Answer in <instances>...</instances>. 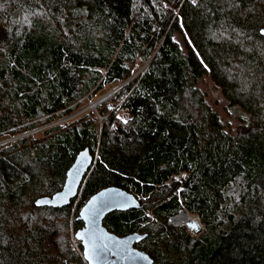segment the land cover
<instances>
[{"label":"trees","instance_id":"1","mask_svg":"<svg viewBox=\"0 0 264 264\" xmlns=\"http://www.w3.org/2000/svg\"><path fill=\"white\" fill-rule=\"evenodd\" d=\"M263 26L264 0H0V135L20 134L0 146V264H87L76 216L109 185L138 205L103 225L143 234L152 264H264ZM206 76L241 109L234 131ZM114 81L96 112L36 130ZM83 149L77 195L36 205ZM181 209L197 235L169 223Z\"/></svg>","mask_w":264,"mask_h":264},{"label":"water","instance_id":"2","mask_svg":"<svg viewBox=\"0 0 264 264\" xmlns=\"http://www.w3.org/2000/svg\"><path fill=\"white\" fill-rule=\"evenodd\" d=\"M259 32L264 36V26ZM115 90L92 102L90 108L95 109L96 104L109 98ZM19 136L20 134L15 135L13 139ZM91 163L92 156L89 151L87 149L79 151L66 170L61 189L51 196L38 197L35 200V204L52 207H61L69 204L70 200L77 195ZM137 205L138 199L133 193L118 186L109 185L91 195L80 207L76 219L82 222V226L76 230L75 238L81 243L82 255L87 264L153 263L147 252L134 245L135 242L144 237L143 234L133 232L117 235L103 225V219L108 213L114 210H128ZM184 224L192 230L199 227L197 221Z\"/></svg>","mask_w":264,"mask_h":264},{"label":"rangeland","instance_id":"3","mask_svg":"<svg viewBox=\"0 0 264 264\" xmlns=\"http://www.w3.org/2000/svg\"><path fill=\"white\" fill-rule=\"evenodd\" d=\"M146 63L144 62L142 64H140V66L135 70V73L140 71L141 69L146 67ZM200 89L206 93V100L207 102L215 109L218 111L219 115L221 116V118L228 123V125L230 126L231 130L234 131L236 125L239 122L240 117L242 116V111L240 108L238 107H231L227 104V102L222 98L221 93L219 91L218 88H215L213 83L210 81L209 77H204L202 78V80L199 81L198 83ZM121 84L118 83L117 81L112 82L110 85H106V87L100 92H96L94 98L92 99H88L85 98L84 102L81 104V106L71 112L69 115L64 116L54 122L39 126L36 128V130H41L42 128H45L47 126L56 124V123H62V122H66V121H70L72 119H75L76 117H78L81 113L83 112H88V111H93L96 112V109H92L90 108V105L92 102H94L95 100H97L98 98H101L102 96H104L105 94H107L108 92L117 89L118 87H120ZM96 106V105H95ZM96 122H99V119L96 120ZM15 140L13 139V136H9L7 134L4 135H0V146H7L10 145V143ZM81 207V206H80ZM80 209V208H79ZM177 214V213H176ZM192 215L196 216L199 221L200 218L198 216L197 213H191ZM201 222V221H200ZM171 223V222H170ZM183 223V222H182ZM178 224V225H184V224ZM202 227L203 224H202ZM192 234L197 235L198 233L189 230ZM202 231V230H201ZM69 232L71 235V239H73L74 235H72V230L69 228ZM73 242V240H72ZM74 245V242H73Z\"/></svg>","mask_w":264,"mask_h":264},{"label":"bare ground","instance_id":"4","mask_svg":"<svg viewBox=\"0 0 264 264\" xmlns=\"http://www.w3.org/2000/svg\"><path fill=\"white\" fill-rule=\"evenodd\" d=\"M194 221H199V219L192 215L190 212L179 211L177 214L173 215L170 219V222L173 223H194ZM200 222V221H199Z\"/></svg>","mask_w":264,"mask_h":264},{"label":"built area","instance_id":"5","mask_svg":"<svg viewBox=\"0 0 264 264\" xmlns=\"http://www.w3.org/2000/svg\"><path fill=\"white\" fill-rule=\"evenodd\" d=\"M184 174H185V173H181V175H184ZM177 178H179V175H177ZM180 211H184V209H181ZM186 212H188V211H186ZM174 215H175V214H174ZM172 216H173V215H172ZM170 219H171V216H170V218H169V220H168L169 223H170ZM198 223H199V225H198V226H199L198 229L192 230V229L189 228V230H192V231H194V232H196V233L201 232V230L203 229V227H202L201 222L198 221ZM171 224H173V225H178V224H180V223H173V222H171ZM182 224H184V223H182ZM184 225H185V224H184ZM74 244L77 245L75 241H74Z\"/></svg>","mask_w":264,"mask_h":264}]
</instances>
